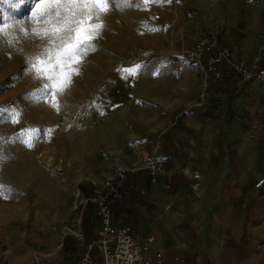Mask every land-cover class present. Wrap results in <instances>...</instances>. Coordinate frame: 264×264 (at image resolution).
Listing matches in <instances>:
<instances>
[{"label":"rangeland","instance_id":"obj_1","mask_svg":"<svg viewBox=\"0 0 264 264\" xmlns=\"http://www.w3.org/2000/svg\"><path fill=\"white\" fill-rule=\"evenodd\" d=\"M38 2L23 0L15 9L0 5V27H6L0 35V85H14L0 88V107L9 109L0 116V184L14 190L0 198V264H29L34 254L76 260L84 252L76 236L83 233L85 198L102 188L114 161L137 165L144 144L199 108L198 59L192 57L199 38L220 37L218 20L228 8L260 14L264 33V0H160L140 7L139 0H115L116 7L98 6L94 23L85 16L78 29L81 37L95 36L96 50L76 57L52 82L25 69L46 48L55 51L41 36L73 9L33 21ZM135 64L143 66L140 74L122 78L126 74L119 70ZM69 75L71 82L57 95ZM45 83H53L46 99ZM12 111L18 123L9 119ZM28 129L39 138L32 146ZM90 214L94 221L91 207ZM66 237L75 242L69 252L63 250Z\"/></svg>","mask_w":264,"mask_h":264},{"label":"crops","instance_id":"obj_2","mask_svg":"<svg viewBox=\"0 0 264 264\" xmlns=\"http://www.w3.org/2000/svg\"><path fill=\"white\" fill-rule=\"evenodd\" d=\"M258 15L228 8L218 20L221 41L249 64L264 56ZM205 102L140 152L162 160L174 186L161 180L138 199L131 185L114 222L154 236L163 264H264V185L255 188L264 179V84L225 75Z\"/></svg>","mask_w":264,"mask_h":264},{"label":"built area","instance_id":"obj_3","mask_svg":"<svg viewBox=\"0 0 264 264\" xmlns=\"http://www.w3.org/2000/svg\"><path fill=\"white\" fill-rule=\"evenodd\" d=\"M198 59L194 68L195 77L201 76L200 103L205 105L210 92L219 87L225 75H231L241 84L257 81L264 84V56L249 64L237 57L233 50L221 41L218 34H203L197 42ZM192 58V59H193ZM193 179H199L194 173ZM163 180L165 189L174 186V173L151 153L141 155L138 165L116 159L112 172L103 180L101 189H93L85 198V205L91 207L94 218L93 240L86 241L79 232L76 241L84 246V252L73 262H56L50 255L34 254L29 264H163V253L154 248L152 235L135 234L129 225L114 222L113 209L121 200V188L132 185L137 198H147V188ZM264 185L258 180L255 188ZM198 189V184L193 185Z\"/></svg>","mask_w":264,"mask_h":264},{"label":"snow or ice","instance_id":"obj_4","mask_svg":"<svg viewBox=\"0 0 264 264\" xmlns=\"http://www.w3.org/2000/svg\"><path fill=\"white\" fill-rule=\"evenodd\" d=\"M149 2L158 3L160 0H139L137 7L141 5H147ZM121 3L128 4L129 0H121ZM23 4V0H19L17 3L16 0H0V5L15 9ZM100 5H111L116 7L115 0H84V2H78V0H39L35 4L30 19L33 21H38L40 19H47L53 15H59L62 10L73 9L72 15L64 17L61 20H54L53 29L51 33H44L41 36L42 39L45 37L48 38L49 44L55 45V51L52 49L46 48L44 53L36 58H31L26 67V71L34 73V78L36 79H46L48 81L55 82L57 79V71L66 72L68 70L69 64L76 59V57H83L87 54L88 51L96 50V46L91 43V40L95 38L91 33L88 38L81 37L78 33L80 25L83 23L85 16H88L90 20L94 23L95 19L98 18L97 7ZM129 6H131L129 4ZM88 8V11L85 12L84 9ZM97 29L102 28L101 25H96ZM153 31L157 29H151ZM6 34V27H0V35ZM98 31L96 35H98ZM37 35H40L37 32ZM57 41L59 42L57 44ZM45 53H47L45 58ZM142 65L135 64L126 69H120L122 73H125L122 78L135 77L140 74L142 71ZM73 71L75 74L78 73V69L74 66ZM159 70H157L154 75H158ZM71 82V76L69 75L64 83L61 84L59 89H56L57 95L62 94L64 89ZM14 85L6 83L5 85H0V88L13 87ZM53 90V83H45L42 91L45 93V99L51 94ZM54 107L56 105H53ZM9 109L0 107V116H3L5 112H8ZM18 112L12 111L9 119L12 123H18ZM3 122V121H0ZM31 135L27 139L29 146H32L34 142H38V137L32 134V130H26ZM14 190L3 184H0V198L8 199L11 197Z\"/></svg>","mask_w":264,"mask_h":264},{"label":"trees","instance_id":"obj_5","mask_svg":"<svg viewBox=\"0 0 264 264\" xmlns=\"http://www.w3.org/2000/svg\"><path fill=\"white\" fill-rule=\"evenodd\" d=\"M131 185L125 184L121 188V201L126 199L130 195ZM94 226V221L91 218L90 214V206L87 204L83 210L82 213V220H81V229L83 232V235L87 241L93 240V233L92 229ZM74 240L70 237H66L63 241V250L66 252L70 251V247L74 244ZM76 248H73V251H75Z\"/></svg>","mask_w":264,"mask_h":264}]
</instances>
